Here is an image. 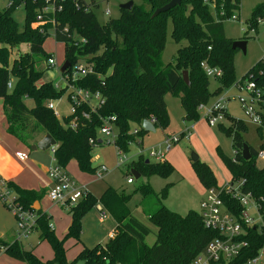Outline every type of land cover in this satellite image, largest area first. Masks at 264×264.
Segmentation results:
<instances>
[{
	"label": "trees",
	"instance_id": "1",
	"mask_svg": "<svg viewBox=\"0 0 264 264\" xmlns=\"http://www.w3.org/2000/svg\"><path fill=\"white\" fill-rule=\"evenodd\" d=\"M8 1L9 6L0 10V99L4 102L8 133L28 147L35 135H51L56 141L54 156L62 168L75 160L82 173L95 174L96 169L92 166L94 146L90 141L97 140L99 116L116 118L118 138L115 145L129 153L130 145L136 138L147 133L143 128L145 121L155 118L156 129L168 128L167 95L179 99L185 113L184 121L194 124L201 119V105H208L223 89L243 84L235 77L234 60L239 50L233 49L234 41L224 33V23L240 10L241 0H183L180 6L155 18L152 17L155 11L171 0H140V4H134L131 10H120L118 19L105 24H100L93 11L98 7L96 0L89 3L86 0H64L62 10L46 14L43 22H38L37 17L46 0ZM21 6L26 11L23 29L13 18V12ZM260 17H264V2L254 9L247 22L248 28H255ZM169 19L172 22V39L182 45L174 63L166 65L163 53ZM51 31L56 42L63 43L64 61L70 62V67L82 61L94 70V73L81 78L78 85L101 93L105 100L97 114L87 106L79 107L76 131L63 126L48 108V103L60 99L66 90L57 89L53 83H41L46 72L42 65L51 57L44 50ZM74 34L84 38L86 44H73L71 36ZM244 34L247 35L248 31L245 30ZM22 45H28L29 51L11 61L10 49ZM205 62L211 68L222 71L221 78L216 81L219 87L215 91H211L210 78L202 67ZM185 71L189 75V87L183 81L182 73ZM245 78L255 83L256 89L261 92L258 104L264 108V60L259 61ZM9 83H12L11 88ZM89 112L90 120L84 119L82 114ZM225 117L231 126L225 128L222 124L219 128L232 138L235 155L232 159L222 155L221 159L231 174V181L242 183L241 191L250 193L264 211V168L256 165L259 152L244 139L243 134L247 130L244 122L232 119L227 111ZM262 119L259 132L264 129V113ZM134 129H138V134L132 133ZM96 142L103 145V142ZM245 144L250 148L249 161L242 156ZM147 161L139 156L128 164L129 175L134 170L141 177L167 179L174 172V168L165 161ZM192 167L204 188L218 186L207 164L197 161L192 163ZM171 186L167 184L158 194L157 208L147 207L149 222L157 228L156 242L149 246L146 239L152 230L129 211V197H121L112 189H108L99 201L87 192L80 201L68 206L72 222L65 239L60 240L51 228L50 217L34 210L38 195L9 184L20 205L35 213L33 232L39 234L40 242L51 245L54 258L49 261L38 259L32 251L23 249L17 237L13 243L0 246V252L25 264H74L75 261H83L84 264H190L204 253L212 240L220 236L204 226L199 212L189 211L182 216L163 205ZM139 191L144 196L152 193L149 185L141 186ZM224 201L235 213H241L236 199L225 196ZM98 203L115 219V236L105 245L84 248L75 261L69 263L64 242L71 238L80 243L82 221ZM244 239L249 247L232 264H245L264 246V234L260 235L254 228L248 230Z\"/></svg>",
	"mask_w": 264,
	"mask_h": 264
},
{
	"label": "rangeland",
	"instance_id": "2",
	"mask_svg": "<svg viewBox=\"0 0 264 264\" xmlns=\"http://www.w3.org/2000/svg\"><path fill=\"white\" fill-rule=\"evenodd\" d=\"M86 2L89 3L90 0H86ZM128 2L140 4V0H96L98 7L93 8V11L100 24H105L110 20L118 19L121 15L120 6ZM263 2L264 0H241L240 10L235 12L234 16L224 23V33L228 39L234 42L240 40L244 41V39H246V53L244 54L242 51H238L234 60L236 80L237 82L243 81V84H241V87L234 86L230 89H223V92L220 96L217 98H212L208 103V107H211L221 97H223L225 93H228L227 96L229 99L225 104L227 112L230 114L232 119L244 122L247 130L243 134V137L254 150L259 152V154H264V129L260 132L258 131V127L260 126L256 124L243 109L241 101L242 99H248V104L257 109V104H251L250 96L245 91V86L249 83V80L248 78L244 79V77L254 66L259 63V61L264 59V33L262 28H258V33H253L252 30L248 31L247 22L250 21L254 9ZM8 6V0H0V10H5ZM107 10L110 11L109 16L105 14ZM25 17L26 11L23 6L19 7L13 12V18L19 25L20 29H23L24 27ZM233 17L237 18L236 21H233ZM244 30L248 31L247 35L244 34ZM181 45L182 44L179 45L175 43V41L172 39V22L171 19H169L166 46L163 53L164 64L168 65L174 63L177 51ZM44 50L56 59L58 66L64 64V45L56 42L55 35L52 31L49 32V36L44 44ZM25 51L28 52L27 46H20L16 50L10 49L11 60L19 57L21 53ZM42 68L46 70L41 79L42 84H62L60 82V74L58 73L57 68L47 69L46 63L42 65ZM216 81L217 80L210 79V89L212 91H214L218 86ZM169 98L172 119H170L168 128L166 130L158 129L157 133H145L142 137L136 138V141L130 145V151L126 154V157L130 162L136 161L139 154L144 151L143 157L152 163H156V160L149 157L151 151L158 148V146H162V148H164L163 144L166 140V137L168 136L180 137V142L175 145L171 151L175 153V147H177L176 150L183 151L185 155L179 151L177 155L175 154V156L179 162H183L188 167L187 172L191 174V171L193 173V162H191L192 155L195 154L198 156V158H200V155L196 149H198L200 153H204V151H209V149L212 148L213 143L209 140H203L199 141V143L195 142L194 148L189 145L188 138L182 136L185 126L180 119L182 110L181 103L172 96ZM215 100L216 102L213 103ZM53 103L55 106L57 119L61 124H64V120L72 113V104L69 101V91L65 92L60 99L53 101ZM201 120H205L203 118V112H201L200 121ZM185 123L190 125V123ZM223 125L225 128L231 126L230 121L226 117L223 120ZM219 126L220 125L211 127L212 131L218 138V142H214V146L216 145L217 147V154L220 157L224 155L232 159L235 155V150L232 146V138L222 132ZM99 138L104 144L97 145L93 149L92 158L94 166L104 165L108 169V173L101 180H98L95 174H86V182L83 183L85 184L86 191H89L90 194L98 201L101 195L108 188L116 191L121 197L124 195L129 197L127 207L135 218L152 230V234L146 239V244L153 246L156 242L157 228L151 225L147 220V215L144 212L145 206L146 211L148 210L147 207L151 209L157 208L155 205L157 204L156 202L158 194L167 184H172L167 198L163 201V205L172 212L184 216L190 209L187 208V203L185 204V198L191 196L192 193H195V190H193L191 186L192 181L186 177V184L181 183L182 177L175 172H173L167 179L153 176L150 178L142 177L136 180L133 175H129L127 166H122L121 168L117 167L118 157L113 140H111L110 144H108L107 141H105L106 143L104 142L102 136L99 135ZM141 141L142 146L140 147L138 143ZM186 161L188 162V165ZM256 165L259 168H264V160L258 157L256 160ZM70 175L71 173L69 172V176ZM131 177L134 179V183L130 185L127 183V180ZM143 185H150L152 193H150L149 196H144V194L139 191V188ZM82 196V194H74L73 199L74 201L78 202L82 199ZM99 205L100 204L98 203V205L85 216L82 223V235L80 243L77 245L82 244L87 248H93L97 245H105V239L108 238L110 233L115 232L114 219L111 217L109 212L101 211ZM59 209L61 210V208ZM197 211L200 212V206ZM65 212L68 213L69 211L65 210ZM101 214H104L106 217V222L104 223L100 222ZM249 215L251 217H257L256 212L254 211H250ZM49 217L50 225H53L54 229L57 227L58 232L61 233L62 226H58L57 224L61 217L59 216V218L56 219V216L53 214ZM62 218L64 219V217ZM18 232V220L8 209V207L5 206L0 200V234L3 236L2 240L7 239V237L9 240L11 237L10 235H14ZM59 233L55 235L58 237V239H62L64 235L58 236ZM37 237V233L33 232L27 238H23L20 243H22V246L26 251H33L35 249L34 255L38 259L43 261H48L50 259L52 260L54 257V251L51 245L48 242H43L39 245ZM75 244L76 241L74 242V240L71 238L66 239L64 242L66 259L69 263L74 262L77 258V254L79 253V246ZM0 257L2 258V255ZM74 264H84V262L75 261Z\"/></svg>",
	"mask_w": 264,
	"mask_h": 264
},
{
	"label": "built area",
	"instance_id": "3",
	"mask_svg": "<svg viewBox=\"0 0 264 264\" xmlns=\"http://www.w3.org/2000/svg\"><path fill=\"white\" fill-rule=\"evenodd\" d=\"M63 2L64 0H46L45 7L38 15L37 21L43 22L46 14L61 11ZM105 14L109 16L110 11L107 10ZM232 19L233 21H236L237 18L233 17ZM258 28H262L264 33V17L258 18L255 23V28H248V31L252 30L253 33H258ZM66 32L68 33L69 31L66 30ZM71 39H73L72 42L76 46L86 44V40L80 38L77 34L71 36ZM64 62L66 61H63V63ZM46 65L47 69L57 68V71L60 74V82L62 84H54L55 87L57 89H65L66 92L69 91V101L72 104V113L66 118V122V119L64 120L63 126L72 131H76L79 126V118L76 116L79 107L82 108L87 106L91 112L97 114L105 102L101 93L93 92L88 88H83L78 85L81 78L94 73V70L82 61H78L74 67H70L64 74H62L60 69L63 64L58 66L57 61L53 56L47 60ZM202 67L210 79L217 80L221 78L222 71L220 69L211 68L206 62L202 64ZM8 87L11 88L12 83H9ZM245 91L250 96L251 104H257V109L248 104V99H242L241 102L243 109L256 124L262 126V113H264V108L260 107L258 104L261 92L256 89L255 83L253 82H249L245 86ZM228 99L229 97L224 95L211 107H208V105H201L199 107V110L203 112V118L210 127L223 124L225 112L227 111L225 104ZM48 108L54 112V115L57 118L53 101L48 103ZM90 116V112L82 114V117L86 120H90ZM99 121L100 126L97 131L98 142L101 140L99 135L102 136L104 142L107 141L108 144L113 140L118 157L117 167L121 168L122 166L130 164L132 161L130 162L127 159V153L115 145L118 138V130L115 126L116 118L113 116H99ZM148 121L154 126L157 123L155 118ZM192 129L193 126H190L182 136L190 139L193 132ZM132 133L134 135L138 134V129H134ZM97 140L92 139L90 144L94 147L97 146ZM179 142L180 137L168 136L163 144L164 148L158 146V148L151 151L149 157L156 160V162L163 163L166 160L168 153H170L173 147ZM138 145L141 147L142 141L139 142ZM55 148L56 147L52 148L53 152L55 151ZM143 154L144 151L141 152L139 156H144ZM17 157L21 161H25L28 158L27 154L23 152L17 153ZM259 157L264 160L263 153L259 154ZM107 173L108 169L104 165H100L96 168L95 176L98 180H101ZM48 175L53 183V187L50 190L48 197L53 204L62 207L72 206L77 202L73 199L74 194H82L85 196L88 192L86 191L85 186H79L76 181L69 176L65 169L57 164L56 159H54V164L49 168ZM127 183L133 184L134 179L132 177L128 178ZM241 188L242 183H233L232 181H229L225 182L222 186L207 189L206 197L200 204L199 214L202 217L204 226L217 232L220 237L212 240L205 248L204 253L197 256L190 264H232L233 261L241 256L242 252L249 247L248 241L244 239V237L247 236L249 229L254 228L260 235L264 234V211H262L259 202H257L250 193H243ZM225 196H230L237 200L242 209L240 214L235 213L226 205L224 201ZM17 199L18 197L10 189L9 183L0 177V200L18 220L19 232L17 234V240L21 241L23 238H27L33 233L36 226V216L34 212L25 210ZM250 211L256 212L257 217H251L249 215ZM110 238L113 239L114 234H111ZM245 264H264V246L259 250L257 256L249 259Z\"/></svg>",
	"mask_w": 264,
	"mask_h": 264
},
{
	"label": "crops",
	"instance_id": "4",
	"mask_svg": "<svg viewBox=\"0 0 264 264\" xmlns=\"http://www.w3.org/2000/svg\"><path fill=\"white\" fill-rule=\"evenodd\" d=\"M26 46H27V51H29L28 45H22L21 47H26ZM25 52H23V53H25ZM218 87H219V84H218L217 88ZM225 95H228V93L227 94L225 93ZM169 97H171V95H167L165 98V101H166V105L168 108V112L170 114V119H172L171 108L169 105V99H170ZM217 97L218 96H216L215 98H217ZM177 100H179V99H177ZM215 102H216V100L213 103H215ZM182 110H181L180 119L182 120V122L185 126L182 134L190 126H193L192 135H191L190 139H188L189 145L194 148L195 142L199 143V141H203V140H209L213 143L212 148H210L209 151H204V153H200V151H198V149H196V151L200 155V158L198 161H201V162L207 164L211 168V170L213 171V173L217 179L218 186H222L225 182L231 181V174H230L229 170L227 169L226 165L224 164V162L222 161L221 157L218 156L216 145L214 146V142H218V138L214 134V132L212 131V128L209 127V125L207 124V122L205 120H201V121L199 120L198 122H196L194 124L187 125L184 121L185 113H184V110L183 111ZM157 131H158V129L155 128L154 133H157ZM149 133H153V132H149ZM46 135H47L46 133H39V134L35 135V139L32 141V145L30 147L21 144L18 140H16L12 135H10L8 133V121H7V118L5 115L4 102H3V100L0 99V177L2 179H4L6 182H8L9 184L14 185L21 190L36 193L38 195V199L34 202V210L41 211L42 213L47 214L49 216H52V214H53L54 216H56V219H58L60 216L61 219L57 222V224H58V226H62L61 233L58 232L57 227L54 229L53 225H51V226H52V229L54 230L55 234L59 233L58 236L64 235L62 237V239H60V240H63V239H65V237L68 233L72 219H71V215L69 214V212L68 213L65 212V210L68 211L67 207L65 208V207L53 204L49 200V197H48L49 192L53 187V183H52V181L48 175V170L54 164V159H55L54 152L52 150H48V151H40V150L33 151V150H31V147L37 145L38 142H40ZM176 148L177 147H175V151H176L175 153H173L172 151L170 153H168L165 162L170 164L174 168V172L178 173V175H180L182 177L181 183L186 184V177H188L192 181L191 186H192L193 190H195V193H192L191 196H188L187 198H185V204L187 203V208H190L189 211L198 212L197 210H198L201 202L206 197L207 189L204 188V186L200 183V181H199L196 173L194 172V170H193V173L191 171V174H189L187 172L188 167L183 162H179L177 160V157L175 156V154L177 155L179 151L181 153H183V151L182 150H176ZM21 152L26 153L28 156V158L25 161H21L17 157V153H21ZM186 163L188 165L187 161H186ZM92 166L96 169L100 165L94 166V162H93V158H92ZM64 169L68 174H69V172L71 173V175H72V176L70 175L71 178L74 181H76V183L79 186H85V184H83V183L86 182V177H85L86 173H82V171L80 170V168L78 166V163L75 160H72ZM108 189H111V188H108ZM108 189H106V191ZM13 193H14V191H13ZM102 195H101V197H102ZM99 206L101 208L100 209L101 211H106L105 209H103V207L101 205H99ZM58 207L61 208V210ZM98 209H99V207H98ZM144 210H145L144 211L145 214L147 215L146 218L149 221L150 215L146 211V206H145ZM101 216L103 218L100 217V222H102V223L106 222V217L104 216V214H101ZM62 217H64V219ZM111 217L113 218L112 215H111ZM83 221H84V219H83ZM83 221H82V223H83ZM114 221H115V219H114ZM116 227H117V223L115 221V232L109 234L108 238L105 239L104 244H106L108 242V240L111 239L110 238L111 234H114V236H115ZM17 234L18 233L14 234V235H10L11 237L9 238V240H8V237H7V239L2 240L3 236L0 234V246H2L3 244L13 243L17 237ZM37 236H38L37 237L38 244L40 245L43 242L39 241V234L38 233H37ZM74 242H75V240H74ZM77 244L78 243L76 242L75 245H77ZM77 246H79V248H78L79 253L84 248H87L85 245H82V244H79ZM32 252L34 254L35 249ZM0 254L2 255V258L0 257V264H25V263H22L20 261H17L15 259L10 258L8 255L4 254L3 252H0Z\"/></svg>",
	"mask_w": 264,
	"mask_h": 264
},
{
	"label": "water",
	"instance_id": "5",
	"mask_svg": "<svg viewBox=\"0 0 264 264\" xmlns=\"http://www.w3.org/2000/svg\"><path fill=\"white\" fill-rule=\"evenodd\" d=\"M182 1L183 0H171L170 3L167 4L166 6L160 8V9H157L152 17L155 18L162 13H166V12L173 10L174 8L180 6L182 4ZM133 5H134L133 2H128L126 4L121 5L120 10H131ZM246 46H247V43L245 41H236L233 43L232 47L234 50L242 51L245 54L246 53ZM70 66H71L70 62H68V61L64 62V64L62 65V67L60 69L61 73L64 74L70 68ZM182 77H183L184 83L189 87L191 85V83L189 80L188 72H186V71L183 72ZM143 128L147 133H149V132L154 133L155 132V126L149 121H145L143 123ZM98 143L101 144L102 141L99 140ZM55 146H56V141L53 139V137L51 135L47 134L40 142H38L37 145L32 146L31 150H33V151H37V150L48 151V150H52V148ZM242 156H243V159L245 161H249L251 159L250 148L246 144L243 147ZM198 160H199L198 156L193 154L192 155V162L194 163V162H197ZM147 163H149V161H147ZM132 175L134 176V178L136 180L141 178L140 174H138L134 170L132 171Z\"/></svg>",
	"mask_w": 264,
	"mask_h": 264
}]
</instances>
